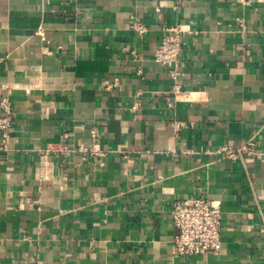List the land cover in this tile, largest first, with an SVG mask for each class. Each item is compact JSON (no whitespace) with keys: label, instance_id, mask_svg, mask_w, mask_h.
Returning <instances> with one entry per match:
<instances>
[{"label":"crops","instance_id":"1","mask_svg":"<svg viewBox=\"0 0 264 264\" xmlns=\"http://www.w3.org/2000/svg\"><path fill=\"white\" fill-rule=\"evenodd\" d=\"M172 25L177 97L154 60ZM6 94L0 264H264V0H0ZM198 196L220 203L221 248L176 255L171 204Z\"/></svg>","mask_w":264,"mask_h":264},{"label":"built area","instance_id":"2","mask_svg":"<svg viewBox=\"0 0 264 264\" xmlns=\"http://www.w3.org/2000/svg\"><path fill=\"white\" fill-rule=\"evenodd\" d=\"M174 1L176 4L181 2V0ZM237 1L246 3L249 0ZM133 30L138 36H142L147 31V26L141 21L134 20ZM165 31L166 33L154 51V60L167 68L172 80L171 91L177 97L182 92L179 82L181 73L179 57L182 50L180 33L182 29L180 25H172L165 28ZM0 109V152H3L9 148L11 139V104L7 94L0 97ZM173 126L178 129L181 122L173 121ZM90 133L93 137L98 135L95 127L91 128ZM77 149L83 157L87 154H93L97 159H100L104 155L103 151L94 146ZM49 150H44L39 156V176L41 178H51L53 174V162L47 158ZM55 150L63 154H68L71 151L66 146H59ZM215 152L230 159H238L244 154H256L255 149L250 144H243L238 147L222 145ZM170 215L176 229L173 237V252L176 255L190 256L219 252L221 248V208L218 201L209 200L204 196L178 199L172 202Z\"/></svg>","mask_w":264,"mask_h":264}]
</instances>
